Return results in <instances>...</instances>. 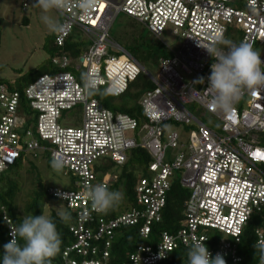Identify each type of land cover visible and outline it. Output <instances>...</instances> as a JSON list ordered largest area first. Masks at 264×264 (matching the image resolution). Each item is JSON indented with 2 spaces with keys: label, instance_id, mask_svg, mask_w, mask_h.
<instances>
[{
  "label": "built area",
  "instance_id": "built-area-1",
  "mask_svg": "<svg viewBox=\"0 0 264 264\" xmlns=\"http://www.w3.org/2000/svg\"><path fill=\"white\" fill-rule=\"evenodd\" d=\"M31 2L21 0L22 10ZM75 3L66 0L59 12V22L67 25L54 34L58 52L51 63L59 70L41 75L24 89L23 97L36 114V120L22 129L24 135L19 131L25 123L20 114L22 94L0 83V175L23 150L48 151L51 159L61 157L66 162V171L74 176L73 188L49 189L76 214L69 227L74 239L63 250L61 264H109L118 230L136 224L146 242L120 264H163L171 251L188 247L193 239L203 241L213 256L230 258L228 264H241L238 243L257 213L260 225L255 240L264 243V145L253 135L264 133V88L243 90L228 112L217 109L212 103L216 93L207 83L214 61L200 44L212 45L217 36L225 39L233 27L240 32V42L250 43L264 61V0H94L86 15ZM120 14L143 24L158 39L166 30L182 39L178 51L158 58L157 75L110 38ZM73 32L89 41L77 58L65 51ZM140 73L154 84L139 101L146 118L140 127L136 118L114 112L84 93L85 76L95 78L102 91L111 86L107 95L119 96ZM201 77L204 82L197 81ZM78 106L83 108V119L73 126L63 113ZM202 113L217 119L219 129L202 121ZM170 120L181 126L173 124L177 129L165 131L163 123ZM138 146L152 157L148 175L136 185L138 206L112 216L110 210L97 213L85 195L88 186L103 183L109 188L116 176L101 177L96 166L106 161L122 165L128 150ZM169 148L175 150L171 158ZM177 169L182 172L181 185L190 191L183 223L176 232L162 231L151 241L152 224L161 221ZM1 210L10 240V226L16 225L5 206ZM212 230L218 237L211 248Z\"/></svg>",
  "mask_w": 264,
  "mask_h": 264
},
{
  "label": "trees",
  "instance_id": "trees-1",
  "mask_svg": "<svg viewBox=\"0 0 264 264\" xmlns=\"http://www.w3.org/2000/svg\"><path fill=\"white\" fill-rule=\"evenodd\" d=\"M20 5L22 9V4L20 3ZM133 24L134 20L129 18V23L125 28L127 29L128 27H131ZM236 34L240 35V32L237 29L231 27L228 30L225 39L230 41L232 44L238 45L240 42H235L234 39ZM79 38L81 37L73 32L66 42L65 51H67V53L72 58H77L89 47V42L86 43L83 41V39L80 40ZM131 42L132 44L129 45L127 49H125L128 50L139 62H143L142 59H146L148 56V53H146V51H144L142 48V46L146 45V43L144 41H138L136 36L132 37ZM148 46L150 48L148 50L150 53L149 56H151V60H154V62L156 60L159 61L158 52L163 48V45L160 42L153 40L148 44ZM222 46L227 49L226 46ZM50 50L54 52V54L58 52V48L56 47L55 42L51 46ZM167 52L168 51L166 49L165 54L167 55H164L162 57L168 56ZM45 62L46 63L41 67H38L34 71L20 76L14 82L5 80L3 81L2 79H0V83H5L9 87L19 90L22 94L20 100V114L25 117V123L23 124L22 128L19 129L22 135L25 134L22 129L27 128L30 124L29 122H34L36 120V114L30 110L27 100L25 99V97H23L24 89L41 75L51 74L56 70H59L57 67L52 65L51 58H47ZM153 87V82L145 74L140 73L134 81L130 82L126 91L119 96H109L107 94H103L102 90H100V92H98L97 94L91 96L98 98L103 106L113 110L114 112H123L136 118V121H138L139 124L138 126L140 127L145 123L146 118L143 113V109L139 104V101L145 91L148 89H152ZM163 124L164 126L166 125L165 131H168L170 130V127H172L175 123L174 121L170 120L167 123ZM175 125L181 126L178 124ZM40 143L44 144L43 141H40ZM127 155L128 159L122 165H119L113 161H106L104 164L101 163L96 166V171H98L99 176L102 177L103 174L116 176L114 183L109 186V189L119 191L122 190L124 192V195L126 196V204L124 208L121 209L119 204L117 207L111 209L108 212L110 216L116 215L118 214V212H122L127 209L129 210V208L131 207L138 206L135 192L136 185L142 177L147 176L149 173L147 169L148 165L152 161V157L145 148H141L139 146L134 147L128 150ZM41 159H44L46 163L51 166L50 161L52 159L48 151L38 150L36 151V153L34 151L28 153L23 150L15 164L9 166L0 175V252L3 251L2 246L9 241L7 225L2 218V216L4 215L1 207L5 206L8 215L12 218L16 226L20 223L24 216H26L20 210L17 200L18 196H20L21 187L28 178H23L22 176H29V173H31L32 175L34 173L37 175V177L40 176L38 167H36L34 160ZM28 164H30L31 168L27 167ZM25 166L26 169L23 170ZM181 174L182 172L180 169L174 171V174L170 180L171 186L169 191L167 192L166 205L161 211V221L152 224V233L149 236V239L151 241H155L157 239V235H159L162 231L176 232L177 230H179L183 223L184 210L189 198L190 191L181 185L179 181L181 179ZM73 179L74 176L72 175V182H70L72 186L74 185ZM50 188L51 187H49L46 191L47 195H49L53 199L62 200L61 198L53 197L49 193ZM43 195V192H37V189H33L31 194L26 197L25 213L27 215L44 214V206L40 203V200L43 199ZM62 202H64L65 211L70 214L71 219L67 222H62L57 215V213L60 211L54 208L49 214V217L55 221L57 230L60 233L62 240L60 251L54 258H52L51 264H61L60 261L63 250L74 239L69 227L71 221L76 218V214H74L75 212L69 209L65 201L62 200ZM259 218L260 214H255L243 228L241 240H239L240 242L238 243V252L243 259L241 264H258V257H255V249L253 245L257 244L255 240V229L260 225ZM139 229L140 224H136L122 226L118 230V236H116L113 240V245L110 249V257L108 261L109 264H120L126 261L129 252L135 250L138 245L146 242V240L143 239L139 234ZM211 232L212 233L210 234V236L213 237V241H210L209 246L212 248L218 236L215 235V231L212 230ZM187 249L188 247L185 246H179L178 248L174 249L170 252L168 258L164 260L163 264H188ZM224 259L226 261V264L230 262V258L224 257Z\"/></svg>",
  "mask_w": 264,
  "mask_h": 264
},
{
  "label": "clouds",
  "instance_id": "clouds-1",
  "mask_svg": "<svg viewBox=\"0 0 264 264\" xmlns=\"http://www.w3.org/2000/svg\"><path fill=\"white\" fill-rule=\"evenodd\" d=\"M41 10V21L50 32L65 31L67 25L60 23L51 12H61L66 7V0H34ZM94 0H76L75 7L82 14L93 7ZM218 45L226 46L223 50ZM214 62L210 65L207 83L215 91L213 105L224 112L231 110L234 102L239 99L245 89L264 88V61L260 53L255 51L248 42L232 44L222 36H217L212 45H201ZM84 93L91 96L100 92L98 81L90 76L84 78ZM197 81L204 82L201 77ZM112 87L103 89V94L111 93ZM54 171L60 172L66 167L61 157H53L50 161ZM91 207L97 213H107L119 205L123 194L119 190H110L103 183L88 186L85 193ZM62 222L71 216L66 211L57 213ZM11 239L5 243L0 252V264H51L60 251L62 243L55 221L44 214L26 215L17 226H10ZM258 264H264V243L253 245ZM188 264H226L221 254L213 256L205 243L193 239L187 249Z\"/></svg>",
  "mask_w": 264,
  "mask_h": 264
},
{
  "label": "rangeland",
  "instance_id": "rangeland-1",
  "mask_svg": "<svg viewBox=\"0 0 264 264\" xmlns=\"http://www.w3.org/2000/svg\"><path fill=\"white\" fill-rule=\"evenodd\" d=\"M21 0H0V79L3 81H16L20 76L34 71L36 68L41 67L45 64L47 58H51L54 52L50 50L51 46L54 44V34L50 32L48 28L41 21L40 17L42 15L41 10L37 7L32 0L31 4L26 11L21 9ZM50 15L54 16L58 21H60V15L57 12H51ZM130 18V17H129ZM128 16L120 14L113 22L109 35L110 38L122 47L126 48L132 44V37L136 36L137 40L144 41L146 45L142 46L143 50L148 53L146 59H142L140 62L143 67L150 72L152 75H157L158 73V60L154 62L151 60L149 53L148 44L153 40L160 42L163 45L164 50L158 52V57H162L166 53L169 55L170 52L178 51L182 44V39L173 34L171 30H166L161 38L158 39L156 36L150 33L146 27L135 21L131 27H127L129 23ZM84 42L89 41L85 38ZM235 42H240V35L236 34ZM165 44L168 48L165 49ZM128 45V46H127ZM171 48V49H170ZM115 55L119 53L112 52ZM145 53V54H146ZM56 54V53H55ZM144 54V55H145ZM146 75V73H143ZM147 76V75H146ZM188 107L192 108L193 106ZM199 114V112H197ZM68 117V120H72L73 126L80 125L83 119V108L78 106L70 111L64 112L63 117ZM200 119L207 124H215V128L219 129L220 122L210 116L207 113L200 114ZM63 123V121H62ZM180 128V127H179ZM170 129H177L175 127H170ZM144 132H142L143 134ZM258 139L260 144H264V133H253ZM187 137V136H185ZM168 158L175 155V150L169 148ZM33 159V158H32ZM36 167H38L40 176L37 177L36 174L29 173V176L23 175L26 181L23 183L20 191V196H18V203L20 210L24 215L25 213V199L31 192L37 189V192H43V199L40 200L41 205L44 206L43 211L45 216H49L52 209L58 211H65L64 202L60 199H53L47 195V189L49 187H60L64 189H72V174L68 173L66 169H62L59 173L54 171L51 166H49L44 159L34 160ZM31 168L30 164H28ZM264 169V164H263ZM26 169V166L23 170ZM36 172V171H34ZM26 174V173H25ZM42 185V187H41ZM123 199L119 203L121 209L124 208L126 204V196L124 192Z\"/></svg>",
  "mask_w": 264,
  "mask_h": 264
},
{
  "label": "snow or ice",
  "instance_id": "snow-or-ice-1",
  "mask_svg": "<svg viewBox=\"0 0 264 264\" xmlns=\"http://www.w3.org/2000/svg\"><path fill=\"white\" fill-rule=\"evenodd\" d=\"M100 7H101V9H103L105 7V5L101 4ZM93 23H95V21H93ZM257 155H259V153H257Z\"/></svg>",
  "mask_w": 264,
  "mask_h": 264
},
{
  "label": "crops",
  "instance_id": "crops-1",
  "mask_svg": "<svg viewBox=\"0 0 264 264\" xmlns=\"http://www.w3.org/2000/svg\"><path fill=\"white\" fill-rule=\"evenodd\" d=\"M34 1V0H33Z\"/></svg>",
  "mask_w": 264,
  "mask_h": 264
}]
</instances>
